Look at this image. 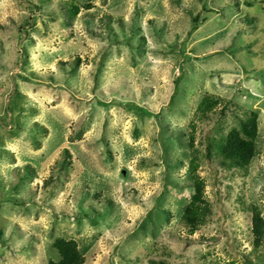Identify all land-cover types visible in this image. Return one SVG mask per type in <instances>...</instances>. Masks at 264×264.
Listing matches in <instances>:
<instances>
[{"label": "rangeland", "instance_id": "obj_1", "mask_svg": "<svg viewBox=\"0 0 264 264\" xmlns=\"http://www.w3.org/2000/svg\"><path fill=\"white\" fill-rule=\"evenodd\" d=\"M40 5L31 29L25 0H0V264L58 261L61 240L82 264H264V0ZM204 96L219 100L207 124ZM247 116L246 166L206 155V135ZM192 160L205 209L190 231Z\"/></svg>", "mask_w": 264, "mask_h": 264}, {"label": "trees", "instance_id": "obj_2", "mask_svg": "<svg viewBox=\"0 0 264 264\" xmlns=\"http://www.w3.org/2000/svg\"><path fill=\"white\" fill-rule=\"evenodd\" d=\"M26 1V7L29 11V14L26 15L23 19V26L26 28L34 29L35 21L37 17H39V10L41 8L40 4L45 3L46 0H40V4H35L31 0H25ZM89 7L87 6L86 9ZM79 11V7L76 6L72 1L66 2L65 12L66 16L69 17V19L73 20L75 19V16L77 15ZM40 13V12H39ZM56 12L54 9L50 11V16L54 15ZM65 17L64 13H57V16H54L53 18H50L52 20H57L60 18V24L63 25V18ZM66 18V17H65ZM64 18V19H65ZM110 37L114 38V35H110ZM121 37L127 44L129 43V38L126 37V34L124 32L121 33ZM130 37H133L130 36ZM142 40V39H141ZM136 49L140 52L141 47L140 43H137ZM24 55V54H23ZM22 56V54H21ZM24 57V56H23ZM78 60L76 59L74 68L68 70V75L74 73L75 68L78 65ZM20 68H22L21 64L19 65ZM179 80L180 78H177L175 80V89L174 92L177 93L178 86H179ZM122 99V98H120ZM116 101V102H115ZM130 101V100H129ZM122 101H120L118 98L114 101H111L109 103L101 102L103 106L108 105H120ZM219 100L217 98L204 96L202 97L197 106H196V114L198 115V119L201 122H204L207 124L211 118L210 115L215 114L218 109ZM141 109V108H140ZM255 115L254 113H252ZM219 116L223 115V109H219L218 112ZM211 132L217 133V128L213 127L210 129ZM257 135V123L256 118L254 117H245L244 120H241L239 122V126L237 129H232L229 131L228 134H226L224 137H217L219 138V141L213 140L209 143V135H206L203 138V142L205 143V149H206V155L209 156L210 154V147L214 146L216 149V153L221 156L220 165H222L225 168L230 167H244L246 166L249 161L255 156V140ZM189 172L193 178V197L192 200L189 202L187 208L184 210V219H185V225L192 231L193 229H198L199 224L202 221V215L204 214L205 209V200L203 199V182L196 176V168L197 163L195 160H192L189 165ZM202 204V205H201ZM252 228L257 236V238H260L261 231L263 228V223L261 222V219L258 217L257 213L256 216H252ZM29 243H24L22 246L23 248H20L21 251L26 250V246ZM54 247L58 250L59 254V260L53 261L50 260L47 264H82L84 262L83 256L80 254V252L77 251L75 248V244L73 241H65L61 240L58 243L54 244ZM19 249V250H20ZM158 264H165L164 262H159Z\"/></svg>", "mask_w": 264, "mask_h": 264}]
</instances>
